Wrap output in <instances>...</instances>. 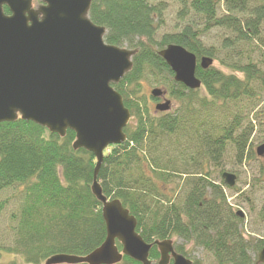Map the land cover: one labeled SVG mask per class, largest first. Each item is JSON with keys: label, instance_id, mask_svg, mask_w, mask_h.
Returning a JSON list of instances; mask_svg holds the SVG:
<instances>
[{"label": "trees", "instance_id": "16d2710c", "mask_svg": "<svg viewBox=\"0 0 264 264\" xmlns=\"http://www.w3.org/2000/svg\"><path fill=\"white\" fill-rule=\"evenodd\" d=\"M175 1L182 5L178 21L185 24L158 39L166 0H92L90 19L106 28V43L137 50L132 71L114 86L132 116L124 130L127 140L105 152L98 181L106 197L119 200L136 218L145 242L173 240L176 252L190 258L186 245H176L182 239L206 250L216 264H258L264 239L245 238L244 219L229 207L224 182L216 185L203 165L212 161L220 167L216 161L229 150L242 166L253 153L257 125L250 116L264 94V69L256 57L264 59V0ZM213 29L228 34L219 47L203 42ZM169 45L185 48L198 61L208 57L218 63L207 70L198 64L199 90L174 81L159 56ZM143 80L162 87L178 108L152 113L139 96ZM219 109L227 110L224 120H210ZM213 123L223 124L217 130ZM258 126L264 133V124ZM74 141L72 131L60 137L21 119L0 124V194L14 189L19 204L10 217L13 246H0V264L85 257L104 243L102 205L91 191L96 159L75 150ZM176 179L183 181L180 193ZM258 216L264 223V211ZM3 252L13 255L9 263L1 261ZM149 259L158 264L157 247ZM119 264L140 263L124 257Z\"/></svg>", "mask_w": 264, "mask_h": 264}, {"label": "water", "instance_id": "95a60500", "mask_svg": "<svg viewBox=\"0 0 264 264\" xmlns=\"http://www.w3.org/2000/svg\"><path fill=\"white\" fill-rule=\"evenodd\" d=\"M34 1L0 0V124L21 119L60 137L75 133L73 148L96 159L91 191L102 205L106 225L104 243L89 255H55L45 264H119L124 257L152 264L153 246L160 253L158 264H193L176 252L173 240L145 242L136 231V218L119 200L106 197L98 181L104 152L127 140L124 130L131 113L114 86L132 71L137 50L106 43V28L90 19L92 0ZM159 56L175 82L192 91L202 86L196 76L198 64L203 70L213 65V59L198 61L178 45L167 46ZM151 95L165 97L160 89ZM170 109V100L156 105L157 112ZM256 153L264 157V144ZM222 179L230 188L236 184L233 174L223 173ZM237 216L244 217L242 212ZM258 264H264V248Z\"/></svg>", "mask_w": 264, "mask_h": 264}, {"label": "rangeland", "instance_id": "374dc122", "mask_svg": "<svg viewBox=\"0 0 264 264\" xmlns=\"http://www.w3.org/2000/svg\"><path fill=\"white\" fill-rule=\"evenodd\" d=\"M167 10L163 16V24L158 32V39L165 33H172L181 29L185 22L178 21V12L182 10V5L175 0H166ZM39 3V2H38ZM37 4V3H36ZM40 4V3H39ZM188 4V3H187ZM192 17H195L194 15ZM263 38H264V26L262 27ZM228 36L225 31L219 29H213L211 32L206 34L203 37V42L207 47H219L224 37ZM264 54V51L260 52ZM257 61L260 62L264 69V59L263 56L259 53L256 54ZM263 61V62H262ZM218 63L214 62L213 67H217ZM162 89V87L156 86L155 82L149 80H143L141 82V93L139 96L142 101L146 103V106L150 107V111L155 113V102L151 99V91L154 89ZM206 95L205 92L201 93ZM258 105L255 108V111L250 116V119L256 124V135L251 141V148L253 153L250 155L249 159L246 162L239 166L233 160V152L227 150L228 153L220 154L219 159L216 161L220 163V167L215 165L212 161L208 164L204 163V171L207 174L211 175L212 181L216 185H221L222 174L230 173L236 176V184L234 187L229 188L225 185L223 188V193L227 198V203L229 207L233 210L234 213L242 212L244 215V221L241 226L245 234V238L250 237L252 239H264V223L260 221L258 215L261 211H264V157H259L256 153L257 148L262 143L264 139V133L261 132V126H258L259 123L264 124V94L260 96ZM170 99V98H168ZM171 100V99H170ZM248 101H245L243 104H247ZM159 103V102H158ZM177 103L172 105V110L177 109ZM231 107H227L230 109ZM226 109V108H224ZM251 110V109H250ZM249 110V111H250ZM218 115L210 118V120L222 122L224 120L223 114L227 113V110L219 109L217 111ZM156 114V113H155ZM247 114L245 118V123H247ZM223 123H213L211 126L215 128L220 126ZM217 129V128H215ZM224 130L225 128L222 127ZM229 129V127L227 128ZM218 130V129H217ZM223 156V159H221ZM182 168V167H181ZM184 180V178H183ZM183 181L176 179L174 186L179 185V193L182 192L180 186ZM14 189L8 190L3 194H0V246H13L14 238L12 236L11 227L13 226L10 217L13 212L16 211L18 207V199L16 198V193ZM7 203L5 206L4 204ZM4 206V207H2ZM176 245H186V250L189 253L190 259L197 261L199 264H216L214 257L208 253L206 250L200 247H195L192 244H186L182 239H176ZM252 259H257L254 254L251 255ZM13 259L12 254L4 253L1 256V261L9 263ZM19 264L21 260L18 261ZM44 264V263H43Z\"/></svg>", "mask_w": 264, "mask_h": 264}, {"label": "flooded vegetation", "instance_id": "af4514ba", "mask_svg": "<svg viewBox=\"0 0 264 264\" xmlns=\"http://www.w3.org/2000/svg\"><path fill=\"white\" fill-rule=\"evenodd\" d=\"M160 100H162V99H160ZM242 226V225H241Z\"/></svg>", "mask_w": 264, "mask_h": 264}]
</instances>
